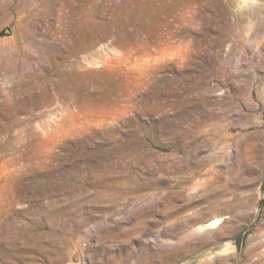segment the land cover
<instances>
[{"label":"rangeland","instance_id":"obj_1","mask_svg":"<svg viewBox=\"0 0 264 264\" xmlns=\"http://www.w3.org/2000/svg\"><path fill=\"white\" fill-rule=\"evenodd\" d=\"M1 220L0 264H264V0H0Z\"/></svg>","mask_w":264,"mask_h":264},{"label":"bare ground","instance_id":"obj_2","mask_svg":"<svg viewBox=\"0 0 264 264\" xmlns=\"http://www.w3.org/2000/svg\"><path fill=\"white\" fill-rule=\"evenodd\" d=\"M92 32H94V31H92ZM81 34V33H80ZM98 34V33H97ZM82 35L85 37V32L84 33H82ZM127 36H130V34L128 33L127 34ZM19 60V59H18ZM7 64H11L12 65V69H14V70H16V71H18V70H20V65L18 66V64H16L17 63V60H14V58H11V59H8L7 60V62H6ZM44 87V90L46 89V86H42V88ZM102 90H103V88H102ZM43 93H46L45 91L43 92ZM6 216V215H5ZM3 221L1 220L0 221V225H1V223H2ZM6 226V225H5ZM5 226H3V227H0V229H2V228H4ZM1 232V231H0ZM8 234V233H7ZM0 255H2V256H4L5 254H4V252L3 253H0Z\"/></svg>","mask_w":264,"mask_h":264}]
</instances>
